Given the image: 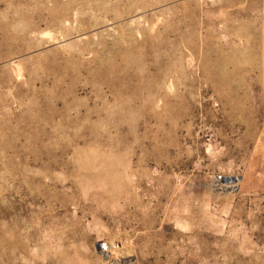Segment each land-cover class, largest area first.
<instances>
[{
  "label": "rangeland",
  "instance_id": "obj_1",
  "mask_svg": "<svg viewBox=\"0 0 264 264\" xmlns=\"http://www.w3.org/2000/svg\"><path fill=\"white\" fill-rule=\"evenodd\" d=\"M0 264H264V0H0Z\"/></svg>",
  "mask_w": 264,
  "mask_h": 264
}]
</instances>
